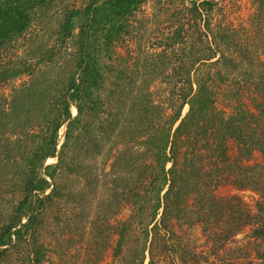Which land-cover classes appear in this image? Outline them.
<instances>
[{
  "label": "trees",
  "instance_id": "obj_1",
  "mask_svg": "<svg viewBox=\"0 0 264 264\" xmlns=\"http://www.w3.org/2000/svg\"><path fill=\"white\" fill-rule=\"evenodd\" d=\"M49 1L0 0V52L25 35L34 12ZM146 1L95 0L83 11L68 15L60 26L57 41L61 45L71 41L74 27L78 29L76 49L65 60L73 68L59 74V79L46 81L45 101L30 102L25 111L26 124L36 122L40 131L18 142V202L0 233V259L26 243L35 262L30 261L38 262L40 248L34 239L40 221L67 196L69 176L82 181L77 192L82 222L86 219L81 202L86 196L102 195L96 201V222L101 226L96 230L101 236L107 227L116 236L115 254L125 239H137L132 245L137 244L138 249L131 248L134 257L129 264H143L148 240L147 264H155L158 252H169L166 242L174 236L175 224L178 228L197 224L204 236L218 239L219 244L256 224L252 233L262 243L264 258V201L258 202L253 215L238 197L215 195V190L228 182L237 191L249 189L264 199V83L250 77L240 87L235 78L247 75L251 64L261 67L262 63L252 61L253 49L233 41L230 29H212L210 21L218 0H180L182 8L176 12L179 26L165 47L180 46L183 63L175 75L183 80L175 81L174 97L168 103L153 105L148 85L142 88L120 81L124 70L115 73L113 65L103 59H109L110 48L121 39L128 18ZM254 2L263 12L264 0ZM184 24L195 28L194 35L183 32ZM207 37L210 43H203ZM55 55L53 51L45 53L50 62ZM24 72H0V82ZM259 74L264 80L263 73ZM229 81L236 88L226 87L223 93L235 105L226 115L215 105L221 87L229 86ZM241 90H246V97ZM101 93L106 95L104 99ZM26 97L18 96L15 105ZM246 101L253 111L246 109ZM105 106L112 111H105ZM72 107L76 109L74 118ZM164 107L174 109L161 125ZM155 110L160 114L157 123ZM63 126V143L58 148ZM229 143L235 150L233 158L228 153ZM254 151L260 153L261 162L245 165ZM69 152L74 158H69ZM100 157H104L100 169H92L86 162ZM51 158L56 163L44 166ZM123 206H128L131 216L109 228V218L117 216ZM218 221H224L223 227L214 229Z\"/></svg>",
  "mask_w": 264,
  "mask_h": 264
},
{
  "label": "rangeland",
  "instance_id": "obj_2",
  "mask_svg": "<svg viewBox=\"0 0 264 264\" xmlns=\"http://www.w3.org/2000/svg\"><path fill=\"white\" fill-rule=\"evenodd\" d=\"M94 1L50 0L34 12V19L25 35L0 52V72L12 74L20 69L25 71L20 76L0 82V233L2 227L10 222L14 212L13 208L18 202V166H16L18 142L24 141L25 135L40 131L36 122H31L30 126L26 124L25 117L28 113L25 111L30 107V102L32 104V102L45 101L48 94L47 91L45 92L46 81L59 79V74L73 68V64L65 63V60L68 58V53H73V49H76L74 43L78 29L74 27L72 39L66 45H61L57 41V33L68 15L76 11H83ZM180 3V0H147L128 18L126 30L121 35V39L114 42L110 48L109 59L103 58L104 62L113 65L112 70L115 73L124 70L120 81L134 82L142 88L148 85V93L155 106L168 103L174 97L172 90L174 83L180 79L183 80L182 76L175 75L183 63L179 51L180 46L165 47L168 39L174 37V32L179 26L176 12L182 8ZM216 3L218 5L213 10L210 21L212 29L215 30L217 26L222 29H230L233 41L238 46L253 49L252 61L258 60L262 63L261 67L255 63L251 64L252 72L250 71L245 76L235 77L238 78L239 86L243 87L242 82L250 77L260 78V84H263L264 80L261 78L263 76L259 73L264 75V11L260 13L254 0H218ZM185 24L183 32L187 31L194 35L195 28L188 29ZM202 40L203 43L205 40H207L206 43H210L208 37ZM47 51H53L56 54L51 60L53 62H50L45 56ZM27 68L28 70H25ZM113 75L109 76L110 80H113ZM189 76L190 79H194L195 74L190 72ZM226 85L221 87L215 107L218 111L228 115L231 112L230 108L235 104L223 91L226 90V87L234 88L235 85L231 82L229 86ZM20 93L27 96L22 102L24 108L22 104H18V106L14 102L18 96H21ZM241 93H244L243 97H246V90H241ZM105 96L104 93H101L103 99ZM249 104L250 102L246 101V109L253 111L252 105ZM105 105H107L106 102ZM164 109L163 116L161 115L162 120H159L161 125L172 114L174 108H170L172 109L170 110L164 107ZM109 110L112 111L106 109L105 106V111ZM186 112L187 107L183 109L182 117ZM103 114L104 112L100 113L99 118H103ZM75 116L76 109L72 107L71 117ZM153 116L157 123L160 117L157 110ZM64 131L65 127L63 126L58 133V148L63 143ZM27 143L31 145V141ZM228 153L231 158L235 156V150L231 143L228 144ZM68 156L74 158V154L70 152ZM104 157L88 159L86 162L92 169H100ZM75 158L81 159L78 156ZM260 162V153L254 151L245 165L252 166ZM55 163V158L47 159L44 166ZM107 167L106 169H108ZM169 167L170 165H167L166 169ZM68 178L66 181L68 189L65 192L67 196L65 195V198L49 208L40 221L34 239L40 248L41 256H39L38 262L30 261L33 260L32 248L28 247L26 243H22L18 248L8 251L0 259V264H129V261L133 259V250L137 248V244L132 245V243L137 239H125L121 251L115 254L118 240L116 236L112 235V231H108L107 227L101 236L96 230L101 227L96 222L97 214H99L96 209V201L98 197L102 196L99 193V195H95V198L86 196L84 200L86 203L81 202L85 205L82 210L86 219V222H82V218H79L81 214L79 205H77L80 200L77 192L82 186V181L71 176ZM69 192L73 194L69 196ZM215 195L217 197H238L253 215L257 214L258 202L264 201L254 191L249 189L237 191L228 182L220 185L215 190ZM130 216L128 206H123L117 216L109 218L107 225L110 228V225L114 226L126 221ZM24 222L25 220H23ZM223 222L218 221L217 224H213L215 225L214 229L217 227L221 229ZM256 226V224H252L228 241L219 244L218 239H209L204 236L201 226L197 224L181 228L175 224L172 229L174 236L167 239L166 242L169 252L161 254L158 252L155 255V264H264L262 243L255 239L252 233ZM136 233L138 235L137 230ZM12 241H14L13 237ZM148 247L149 240L146 244L143 264L148 262Z\"/></svg>",
  "mask_w": 264,
  "mask_h": 264
}]
</instances>
